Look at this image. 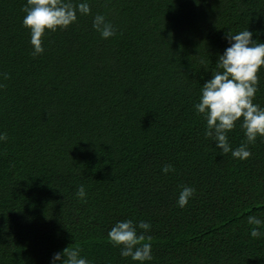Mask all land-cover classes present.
Masks as SVG:
<instances>
[{"label": "trees", "instance_id": "trees-1", "mask_svg": "<svg viewBox=\"0 0 264 264\" xmlns=\"http://www.w3.org/2000/svg\"><path fill=\"white\" fill-rule=\"evenodd\" d=\"M24 4L0 0V264H49L74 245L94 264H138L107 241L125 218L151 225L145 264H264V224L257 238L247 224L264 220V139L244 161L220 155L193 108L228 31L264 41V0H89L35 57ZM96 13L115 36L92 29ZM228 139L243 142L238 123ZM184 185L196 191L180 208Z\"/></svg>", "mask_w": 264, "mask_h": 264}, {"label": "clouds", "instance_id": "clouds-1", "mask_svg": "<svg viewBox=\"0 0 264 264\" xmlns=\"http://www.w3.org/2000/svg\"><path fill=\"white\" fill-rule=\"evenodd\" d=\"M22 11L24 16L21 23L28 30L33 57L43 53L42 37L46 32L66 29L77 21L78 15L91 14L89 0H25ZM91 27L101 39H109L117 32L116 26L104 13L92 15ZM224 39L228 46L217 54L216 70L211 71L210 78L201 85L198 101L193 108L195 114L204 120L205 138L213 142L219 154L230 153L233 159L244 161L251 156L248 146L255 143L258 137L264 139V107L253 102L258 91V72L264 67V41L253 39V33L248 28L235 33L228 31ZM7 79V73H0V89L5 87L3 81ZM237 123L243 133V142L233 148L228 133ZM6 138V134L0 132V142ZM172 170L170 164L161 167L164 174ZM195 191L192 186H181L176 206L184 208ZM74 196L86 202L87 193L83 185L76 188ZM247 224L252 226L249 229L251 237L262 235L260 226L264 220L249 215ZM150 227V223L144 220H117L107 232V241L119 248L121 258L145 264L153 260L152 237L146 235ZM81 252L79 245L67 246L53 253L49 264H94Z\"/></svg>", "mask_w": 264, "mask_h": 264}]
</instances>
